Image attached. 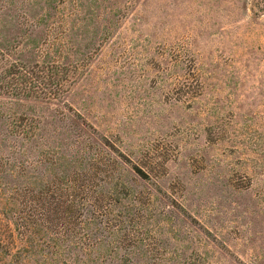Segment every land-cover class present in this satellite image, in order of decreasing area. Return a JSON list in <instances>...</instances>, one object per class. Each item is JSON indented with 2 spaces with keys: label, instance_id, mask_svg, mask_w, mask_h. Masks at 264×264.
Segmentation results:
<instances>
[{
  "label": "rangeland",
  "instance_id": "obj_1",
  "mask_svg": "<svg viewBox=\"0 0 264 264\" xmlns=\"http://www.w3.org/2000/svg\"><path fill=\"white\" fill-rule=\"evenodd\" d=\"M74 1L54 15V0H0V44L74 12L89 59L67 101L121 154L118 178L179 206L172 226L201 264H264V0ZM11 194L0 188V264H76L70 239Z\"/></svg>",
  "mask_w": 264,
  "mask_h": 264
},
{
  "label": "trees",
  "instance_id": "obj_2",
  "mask_svg": "<svg viewBox=\"0 0 264 264\" xmlns=\"http://www.w3.org/2000/svg\"><path fill=\"white\" fill-rule=\"evenodd\" d=\"M54 1V15L75 2ZM73 15L24 21L23 38L0 44V188L34 224L70 239L76 264H201L189 255V233L172 226L179 206L118 178L121 154L72 114L67 98L89 59L67 27Z\"/></svg>",
  "mask_w": 264,
  "mask_h": 264
}]
</instances>
